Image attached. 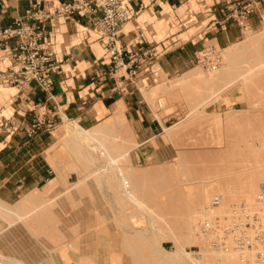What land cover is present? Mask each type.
<instances>
[{"label": "rangeland", "instance_id": "rangeland-1", "mask_svg": "<svg viewBox=\"0 0 264 264\" xmlns=\"http://www.w3.org/2000/svg\"><path fill=\"white\" fill-rule=\"evenodd\" d=\"M261 38L263 39L255 46L253 42ZM234 47L236 49L245 48L246 53H243L235 59V61H233V68L231 67L228 71H226L225 68L227 69L231 62L227 60L225 50H218L222 57V64L219 67L215 69H205L196 65L190 73V78H185L186 76L176 78L175 81L171 83L175 93L170 96V102L175 104V125L177 126L175 127V125H173L171 130L167 131L165 138V141H169L170 153L172 154L169 159H142L138 146L136 147L138 144L135 142L133 134L124 120L121 126L115 124L116 119H110L100 125L108 134L107 136H99V138L106 140L107 137H115L114 140L110 138L107 140L109 143H114V147L110 148L111 154L114 157L124 155L123 158H120L118 166H120L126 174L135 173L141 175L144 173L148 177V179H146V186L149 194L143 199V204L149 207L151 211L153 210V213L147 214L128 199H125V202L120 201V207L122 208L119 212L116 211L112 203L108 201L102 193H99L100 191L96 184H91L90 188L85 184V192L79 196L80 198L76 196V199L71 195L70 190H79L78 184L80 181L86 174L92 173L94 168H92V163L87 162L85 157L76 154L72 135L70 134L74 130L73 128L79 125L67 122L63 126L58 127L54 133L55 144L53 146V157L51 162L57 171V178L55 180H59V183H56L57 186L53 187L56 189L53 191L50 184L47 189L37 192V194L32 196L35 202H24L25 196L13 205L1 203L6 210H0V232L4 236L11 234L12 241H15L22 248L29 249L32 247L31 243H36L37 247L41 249L40 252H43L44 254H42L45 257L43 258L40 252L36 253L34 259L38 260V262L40 261V264H125V254L120 251V247L117 244L108 241V234L103 232V229L105 228L104 225L113 222L115 217L124 219L132 215L138 218L137 222L140 229L148 231V234L154 233L157 235L154 239L160 248H163V250L175 256L166 257V259H169L168 261L172 263L186 261V258L180 254V252H183L192 254L199 262L198 264H258L255 250L242 253L236 249V242H234L231 229L234 223L233 210L236 207L247 205L252 212L264 216V196L261 199L264 175L258 174L254 176L253 173L249 174L250 171H245L247 168L264 170V166H262L264 164V73H261L263 78L260 77V79L255 78L252 80L249 78L246 80L244 77L239 78L243 75H250V69L261 62L255 61L251 52H253L254 49L259 48L260 50L261 47L262 49L264 47V25L256 31L248 30L245 41ZM225 72L228 73L227 76L223 75ZM232 80L236 81V83L230 87L227 92L220 93L224 85ZM159 104L161 108H167L168 106V102L164 98L159 100ZM191 113L193 114L191 115ZM83 128L86 130L93 129ZM118 136L125 137V140H119ZM232 141L235 144L238 143V146L240 145V150L246 149L245 147L248 142L254 147V151H249V156L245 155L242 157V152L240 154L237 152L236 155L230 157V159L236 160V166L239 170L238 174L219 172L220 174L218 173L217 175L216 172H212L216 169L221 171L224 168L223 163L225 159L221 156L209 159L203 156L198 159L197 162L191 161L188 158L190 151L191 153H201L205 150H222L228 147V145L230 146ZM183 152H185V154H183ZM181 153L183 154L181 159L184 160L185 166L191 165L193 167H200L204 172L196 177L181 173L180 170L182 166L177 164L179 163ZM256 158L260 159V162H256ZM99 160L100 166H108L106 160L100 157ZM167 161L169 163H167ZM258 165L259 167H255ZM177 168L179 170H177ZM60 172L62 173V178H60ZM162 174H164V176H162ZM226 179L233 180L235 185L229 186L228 198L225 202H221L219 195L221 193L223 194V191H225L223 189V184ZM55 180L51 183L56 182ZM203 180L212 183H207V188H205V185L199 183V181L201 182ZM247 180L248 182H254L253 188L250 190L249 196L241 197L237 184L246 182ZM161 181L165 182V186L161 184ZM196 181L198 183H196ZM153 183L157 184L156 188L151 187ZM92 191L98 194V197H100L99 200L95 198ZM48 192L50 194H48ZM197 192L209 195V200L203 205V211L206 212L211 209L215 214V221L222 224L224 239H221L220 243L224 242V245L221 248L217 247V236L209 238L210 234L206 237L201 232L193 229L192 232L190 231L191 234L187 239H182L176 230L175 219L187 212L196 211L198 208L196 206V200L192 197V195ZM175 193H181L185 198L182 201L178 200L175 202L174 206L171 197ZM46 194H48L49 198L46 197ZM62 198L64 199L62 200ZM103 198L104 201L101 203V199L103 200ZM65 199L68 202H64ZM39 202H50L47 206L48 212L50 211L49 219L48 222L43 221L39 223V225L37 224V227L34 225V235L32 236L27 230V227L31 224L30 218L25 220L24 223L18 225L13 224L18 219L17 215L26 216L31 210L40 206L39 204L41 203ZM55 203L57 207L60 205L58 208L61 211L55 206ZM64 203L67 205L69 203V207L67 205L64 206ZM101 205L103 207L108 206L109 211L107 210L108 207L107 209H103ZM62 206L63 209L65 208L64 211ZM66 206L72 211H70V209L68 210ZM105 209L107 211H105ZM109 213L113 216L111 214L109 215ZM104 214L108 215L109 218L111 216V218L107 220L106 218L108 216L104 217ZM150 215L155 219L154 223L159 227L158 230L153 227V221H151ZM15 216H17V218ZM202 221L203 217L200 213L193 224H200ZM62 226H65L67 231L65 227ZM22 229L28 234L22 232ZM5 232L7 233L5 234ZM68 232L70 233L68 234ZM15 234L18 239L15 238ZM98 234H100V236H96ZM27 235L30 237H27ZM70 235L73 238L70 237ZM237 235H240L239 232ZM66 237L72 239L70 240ZM36 239L38 241H36ZM39 241H41V243ZM68 241H80L81 247L78 249L70 248L69 250L62 244V242L66 243ZM42 242L44 243L42 244ZM44 244L46 246H44ZM47 244L49 247L52 245L53 248H49ZM45 247L46 250L44 249ZM227 251L237 252V259L232 261L231 257L226 255L228 254ZM0 255L7 256L8 254L0 248ZM166 262L165 260H161L162 264H166Z\"/></svg>", "mask_w": 264, "mask_h": 264}, {"label": "crops", "instance_id": "crops-1", "mask_svg": "<svg viewBox=\"0 0 264 264\" xmlns=\"http://www.w3.org/2000/svg\"><path fill=\"white\" fill-rule=\"evenodd\" d=\"M65 1L0 0V31L13 27L35 5L49 12ZM123 1L130 13L119 32L124 47L156 48L155 55L145 56L147 65L139 71L113 72L104 41L79 17L41 23V43L60 66L51 75V96L34 82L21 86V64L15 63L14 52L17 37L0 48V203L13 205L47 189L57 178L51 162L54 133L67 122L94 128L120 117L142 159H169L165 138L176 121L171 83L191 77L200 52L226 50L247 38L248 30L231 15V6L243 0ZM255 1L251 31L264 25V0ZM161 98L167 100V108L160 107ZM37 118L54 127L30 136Z\"/></svg>", "mask_w": 264, "mask_h": 264}, {"label": "bare ground", "instance_id": "bare-ground-1", "mask_svg": "<svg viewBox=\"0 0 264 264\" xmlns=\"http://www.w3.org/2000/svg\"><path fill=\"white\" fill-rule=\"evenodd\" d=\"M262 39L263 38L255 40L253 42L254 45L255 46L258 45ZM243 51H245V48L236 49L234 46L225 50V54H226L227 60L229 62H231L229 64V66L227 67V69L225 68L226 71H228V69H230L231 67L233 68V66H234L233 65V61H235V59H237L243 53H246V51L245 52H243ZM251 53H252L253 59H255V61H257V62L261 61V62H259L258 64H256L255 66H253L250 69V75H243V76H240L239 78H243L244 77V79H246V80L249 79V78L252 79V80L255 79V78L260 79V77L263 78L262 74L264 73V47H263V49L261 47L260 50H259V48L258 49H254L253 52H251ZM227 74L228 73L225 72L223 75L227 76ZM235 83H236V81H234V80L230 81L229 83L224 85V88L222 90H220V93L227 92L228 89L230 87H232ZM192 114L193 113H191V115ZM115 119H116V123L115 124L118 125V126H121L122 123H123V119H121L120 117H117ZM229 119H231V118H229ZM176 126L177 125H175V127ZM179 126H180V124H179ZM193 128H195V127H193ZM73 129L74 130L71 132L70 135H72V140H73V143H74V146H75L76 154L78 156L85 157L87 159V162L92 163V168H94V170L92 171V173L86 174L84 176V178L82 177L83 179L78 184L79 185V190H77V191L70 190L71 191L70 192L71 195L74 198H76V196L79 197L83 192H85V188H86L85 184L87 185L88 188H90L91 184H96L98 190L100 191L99 193H102V195L108 201H110L112 203V205L115 207L116 211L119 212L121 210V208H122V207H120V201H124L125 202V199H128L135 206H137L140 210L146 212L147 214L151 213V212L153 213L154 212L153 210L151 211V209L149 207H146L143 204V199L146 198L148 196V194H149V192L147 190V186H146L147 185L146 184V179H148V177L144 173L141 174V175L135 174V173L126 174L123 171V169L120 166H118V162H119L120 158H123L124 155H120L119 157H114L111 154V152H110V148L114 147V143H109L107 141V140H109V138L114 140L115 137L114 138L107 137L106 140L99 138V136H107V134H108V133L105 132V130H104V128L102 126H97V127L93 128L92 130H86V129L80 127V126H77V127L73 128ZM118 129H119V127H118ZM170 130H171V128H170ZM192 138H193V136H192ZM118 139L119 140L121 139V140L124 141L125 137L118 136ZM137 146L138 145H136V147ZM239 146H238V143L235 144L232 141L230 146L228 145V147H226L225 149H222V150H207V151L205 150V151H203L201 153L200 152L199 153H196V152H192L191 153V151H190V154H188L189 155L188 158L191 161L197 162L198 159L202 158L203 156L207 157L208 159L209 158H216V157L218 158V157L221 156V157H223L225 159L224 163H223L224 164V168L221 171L216 169V170H213L212 172L213 173L216 172L217 175H218L219 172L220 173L221 172L222 173L230 172V174H234V173L238 174L239 170H238V168L236 166V160H232V159H230V157L236 155L237 152H239V154L242 152V157L245 156V155L249 156L250 155L249 151H254V147L252 146V144H250V142L247 143V145L245 147L246 149H244V150H240ZM202 149H204V148H202ZM126 153H127V151H126ZM183 154H185V152H183ZM183 154L181 153L179 163H177V164L181 165L182 168H183L182 169L180 167L181 168V170H180L181 173H183L184 175L196 177V176H198V175H200L201 173L204 172V170L202 168H200V167H193L191 165L185 166L186 164H185L184 160L181 159L183 157ZM99 157L104 159V160H106V162L108 163V166L106 165L107 167L100 166ZM173 160H175V159H173ZM173 162H175V161H173ZM256 162H260V159L256 158ZM167 163H169V162L167 161ZM171 164H173V163H171ZM172 166H171V168H172ZM262 166H264V164ZM174 167H176V166H174ZM255 167H259V165L255 166ZM177 170H179V169L177 168ZM245 171H250L249 174L253 173L254 176H256L258 174L264 175V170H253V168H247V169H245ZM243 172H244V170H243ZM149 173H150V171H149ZM147 174H148V172H147ZM59 175H60V178H62V173L61 172H60ZM150 175H152V174H150ZM221 175H223V174H221ZM253 175H251V176H253ZM162 176H164V174H162ZM166 179H167V177H166ZM55 181L56 182H53L50 185L52 188L57 186L56 183H59V180H55ZM196 183H198V182L196 181ZM199 183L205 185V188H207V183H212V182H210V181L207 182V181L203 180L201 182L199 181ZM161 184L163 186H165V182L164 181H161ZM233 184L235 185L233 180L231 181L230 179H226L225 183L223 184V189L225 191H223V194L221 193L219 195V199H220L221 202H225L226 201V199L228 198V194H229L228 193V188H229L230 185L234 186ZM156 185L157 184L153 183V184H151V187L156 188L157 187ZM253 185H254V182L253 181H249L248 182V180L246 182H242L240 184H237V187L239 189V195L241 197L249 196L250 190L253 188ZM54 189H56V188H53V191H54ZM113 189H114V191H113ZM162 190H163V188H162ZM35 194H37V192L33 193L31 196H27L25 198L24 202H33L35 199L32 196L35 195ZM48 194H50V193L48 192ZM48 194H46L47 195L46 197L49 198ZM92 194L95 196L96 199H98V200L100 199V197H98V194H96L95 192L92 191ZM53 197H54V195H53ZM192 197H194V199L196 200V206L198 207L196 209V211L187 212V213H185L183 215H180L179 217H177L175 219L176 230L178 231L179 236L182 239H184V238L187 239L189 237V235L191 234L193 229L197 230V231H200L201 227L205 223H210L211 224V223H214V221H215V219H214V215L215 214L213 213V211L211 209L206 211V212L203 211L204 210L203 205H204V203L207 200H209V198H210L209 195H204V194H201V193L197 192V193L193 194ZM64 198H62V200ZM184 198L185 197H183V195L181 193H179V194L175 193L171 197V200L173 201L174 206H175V202H177L178 200L182 201V200H184ZM57 199H54V200L58 201ZM59 201H60V198H59ZM102 201H104V198H103V200L101 199V203H103ZM64 202H68V201H66V199H65ZM39 203H41V204H39L40 206H38L37 208L31 210L26 216L17 215L18 219L14 222L13 225H18V224L24 223L25 220L30 218L31 224H30L29 227H27V230L30 233V235L33 236L34 235L33 234L34 225L35 226L37 224L39 225V223H41L43 221L48 222V219H49V212L50 211L48 212V209H47L48 207L47 206L49 205L50 202L49 203L39 202ZM65 205H67V204L64 203V206ZM55 206L57 207L56 203H55ZM67 206L69 207V203H68ZM67 206H66V208H68ZM107 207L104 206L103 209L104 208L107 209ZM62 209H63V206H62ZM69 209L70 208H68V210ZM83 209H85V208H83ZM106 209H105V211H107V210L109 211V207H108L107 210ZM0 210H6L1 203H0ZM64 210H65V208L63 209V211ZM59 211H61V210L59 209ZM70 211H72V210L70 209ZM91 211L93 212V210H91ZM92 212H90V213H92ZM52 213H54V212H52ZM93 213H95V212H93ZM200 213H201V216L203 217V221L200 224L199 223H196V225L193 224L195 222V219L197 218V216H199ZM86 214H87V212H86ZM110 214L111 213H109V215ZM58 215H60V214H58ZM89 215H91V214H89ZM17 216H15V217L17 218ZM60 216H62V215H60ZM105 216L107 217L108 215L104 214V217ZM93 218H95V217H93ZM108 218H109V216L106 219L109 220L111 218V216H110L109 219ZM150 218H151V221H153L152 222L153 223V227L158 230L159 227L154 223L155 219L152 216ZM70 220H72V219H70ZM128 221H129V223H128ZM137 221H138V218L131 215L128 218H124V219L115 217L113 222H110L109 224L104 225L105 228L103 229V232H106L108 234V236H107L108 239H109L108 241H111V242L117 244L120 247V251L125 254V258H126V263L125 264H162L161 260L167 261L166 264H198L199 263L196 260V258L193 257L192 254H186V253H183V252H180V254L184 258H186V261H184V262L181 261V263H176V262L172 263L171 261H168L169 259L167 260L166 257L167 256L173 257L174 255L170 254V252H168L166 250H163V248H160V246L156 243V241L154 239L155 236H157V235H155L154 233H149L148 234V231L140 229L138 227V222ZM73 222H75V221H73ZM10 227H9V229L11 230ZM16 227H12V228H16ZM62 227H65V226H62ZM82 227H83V224H82ZM65 230L67 231L66 227H65ZM46 231H48V230H46ZM7 232H5V234ZM22 232H24L23 229H22ZM215 232H212L211 234L209 233L210 234L209 238H213V237H216V236L220 235V233H218V232L215 233ZM24 233L28 234L27 232H24ZM69 233L70 232H68V234ZM96 236H100V234H98ZM27 237H30V236L27 235ZM70 237H72V236L70 235ZM11 238H12L11 234L10 235L8 234V235L4 236L0 232V248L3 249L8 254L7 256L0 255V264H40L39 263L40 261L38 262V260L34 259L36 253L40 252V250H41V249H39L37 247L36 243L32 244L30 242V240H29V242L31 243L32 247H30V248L27 247L29 249H26L24 247L22 248L15 241H12L13 239H11ZM15 238L18 239V237H16V234H15ZM66 238H68V237H66ZM29 239H33V238H29ZM64 239H65V237H64ZM68 239H70V238H68ZM36 241H38V240L36 239ZM39 242L41 243V241H39ZM45 242H46V240H45ZM43 243L44 242H42V244ZM62 244H64L69 250H70V248H72V249L73 248H77L78 249V248L81 247V242L80 241H68L66 243L62 242ZM22 246H23V244H22ZM44 246H46V245L44 244ZM47 246H48V244H47ZM50 246L51 247H49V246L48 247L49 248H53L52 245H50ZM44 249L46 250V247ZM53 252H54V250H53ZM42 253H41V256L43 258H45L44 255H43L44 253L43 254ZM226 255L231 257L232 261L236 260L237 257H238L237 256V252H228V254H226ZM36 258H37V256H36ZM43 258H42V260H43Z\"/></svg>", "mask_w": 264, "mask_h": 264}, {"label": "built area", "instance_id": "built-area-1", "mask_svg": "<svg viewBox=\"0 0 264 264\" xmlns=\"http://www.w3.org/2000/svg\"><path fill=\"white\" fill-rule=\"evenodd\" d=\"M243 1L235 2L231 6V15L242 29L249 30L250 17L256 8V1ZM73 17H79L91 23L98 37L104 41L113 72H118L120 69L139 71L147 65L145 56L156 53L155 47H141L137 51H128L124 47L119 32L130 20V13L123 0H68L49 12L35 5L13 27L0 31V48L6 46L13 37L18 38L14 52L16 53L15 63L21 64L19 74L22 87L34 82L51 96L55 85L51 75L57 72L60 66L53 52L41 43L43 38L41 23L53 18ZM221 64L222 57L218 50L207 49L197 56V65L202 68L215 69ZM52 127L54 126L47 125L45 120L37 118L29 135L34 136L43 128ZM262 191L261 199L264 196V185ZM233 215L234 223L232 222L231 231L236 242V249L242 253L255 250L257 263L264 264V216L252 212L247 205L234 208ZM215 231L221 235L217 236L218 242H216L217 247L221 248L224 242L220 243V241L224 238L220 222L205 223L199 232L208 237L209 233ZM238 232L240 235H237Z\"/></svg>", "mask_w": 264, "mask_h": 264}]
</instances>
